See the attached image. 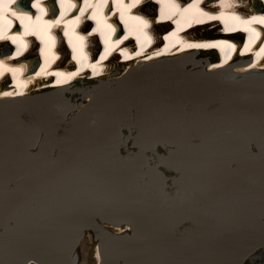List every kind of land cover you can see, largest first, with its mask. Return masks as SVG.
Instances as JSON below:
<instances>
[{
    "label": "water",
    "instance_id": "obj_1",
    "mask_svg": "<svg viewBox=\"0 0 264 264\" xmlns=\"http://www.w3.org/2000/svg\"><path fill=\"white\" fill-rule=\"evenodd\" d=\"M144 64L66 133L0 122V264H78L88 234L98 264H245L264 243L260 103Z\"/></svg>",
    "mask_w": 264,
    "mask_h": 264
},
{
    "label": "bare ground",
    "instance_id": "obj_2",
    "mask_svg": "<svg viewBox=\"0 0 264 264\" xmlns=\"http://www.w3.org/2000/svg\"><path fill=\"white\" fill-rule=\"evenodd\" d=\"M118 1L122 2V0ZM160 2L163 7L166 8V14H171V7H173V4L177 2V0H160ZM258 2L259 0H241L240 2L230 3L226 6H228L229 8H235L237 6L252 7V9L255 10L257 9ZM94 3L95 2L93 0L89 3V5H94ZM238 3H240L241 5H238ZM223 5H220L219 9L223 12L225 18L230 20L231 16ZM129 6H131L129 1L124 2L123 10L121 11L123 16L122 18L124 19V21L136 24V27L139 26L140 28H142L143 34L147 36V43L142 46L139 45V48L135 54H132V51L128 52V54L125 53L123 55L124 57L122 58L126 61V67L124 71L119 76H115L112 78H117L118 80H120L121 78H126L125 82L129 83V85L137 84L141 81V78L138 77L140 71L135 68H141V66L145 65L144 63H148L160 57V59H162L164 63H167L169 65L168 70L176 73V79H180L181 76L187 72H192L193 76L195 71H198L200 72L199 76H202V79L205 80L204 82L213 83L218 82L213 81V74H215L216 72H223V79H220V83L222 85L221 87L223 88L221 94L223 96L232 89H235V94L240 95L245 101L250 103L249 107L252 104L251 108L254 109L257 103H260V105L262 106L260 107L264 110V59L258 63L251 62L246 56L245 59L241 58L243 56L241 53L238 54L232 52L226 53L223 56V60L221 61V58H219L218 60L215 59L217 55L215 51L217 50H214L215 61H212L209 58H200L199 51H203L204 53L210 50L208 48H206V50H197L196 48L184 50L183 48H180L179 50L172 49L171 52H169L168 46L170 45L183 46L184 44L183 47L188 45L187 41L182 39L183 35L176 33L164 35L163 39L160 38V43L158 44L162 47H159L156 50H151L154 48V45L151 46V48H148L147 46L151 41H154L152 35H158L161 32L157 30L158 28H160V26H162L161 30H163L167 28L168 25L154 24L156 26H152L151 18L153 17V11H150L151 9L148 10V7H145L142 8V10H139L138 13L133 14L132 12H129ZM244 11L249 10L245 9ZM213 12L215 11L213 10ZM244 15L245 13L242 12L237 17V20L241 19ZM174 18L176 21H179L182 28L186 26V23L182 22L181 17L179 18L178 16H175ZM256 20L261 22L258 25V28L262 30L264 34V15L260 14L256 17ZM114 21H116V18H114ZM140 21L141 23H138ZM249 21L252 22V19H249ZM210 24L211 26L209 29H206L205 31L203 30L204 33L196 31L189 34L191 37L199 39L196 41L197 45L205 46L206 43H210V45L218 43L215 41L207 40L218 36L216 31L214 30V27H216V22H211ZM237 36L239 37V35ZM171 37L173 38V40H171ZM121 41L122 40H120L118 44H120ZM248 41H254V39L251 36H248ZM80 44L82 46L90 47V37H85V39L80 40ZM126 44L127 41L123 43V46L121 45V51L124 49V46ZM154 44H156L155 41ZM191 44L192 43H190V45ZM4 45L5 47H7L8 44L5 42ZM95 45L96 44H92V47H94ZM113 46L115 45H111L109 49H111ZM64 49V46L61 45L60 51L64 52ZM77 51H79L76 54L78 61L80 63L81 61L86 62L87 50L83 52V48H81L77 49ZM133 51H135V48ZM247 51L248 49L244 48V52ZM262 51H264V48H262ZM12 53L13 50L9 54ZM56 53L57 52H55V54ZM117 57H119L118 54L110 59V61L116 59ZM34 58L35 51L30 50L27 54V63L30 64L31 61L34 60ZM46 58L47 56H45V59ZM51 60L52 58H50L49 62H43L41 68L36 73V76L40 75L48 77L51 72L50 70L53 69L52 67L47 66L48 63L50 64ZM256 60L257 59H255L254 61ZM171 61H173L172 65ZM105 63L106 62H103L100 65L98 63L92 64V71L80 74L78 80L70 82L66 85L62 83L72 77V74H74L72 71L76 69L77 66H75V68L71 71L70 75L58 74L56 82L59 83L56 85V87H52L53 85H51L49 81H46L42 79L44 77H41L34 80V83L28 89H25L24 87V85H27L28 80L27 78L25 79L24 77H22V71L24 70V67L15 64L12 65L11 67L13 69V77L10 80V82L12 83H10L9 85L5 84V82L0 83V122H10L13 126H17V124L20 123H24L27 125L31 124L30 127L32 128L63 134L66 133L69 128H72L71 126L75 122V120L73 119L76 118L77 121L79 120L77 117H79L80 114L83 115L86 112L94 111L104 113H106V111H112L110 109L114 107L112 106L113 104H111L115 103L114 99H112L114 95L108 89H112V87H115L116 85L119 86L121 85V83L115 81L116 83L114 84V79L112 80L108 79V77H104L105 75H107L108 71L106 65L107 63ZM104 64L105 66H103ZM190 64H193L194 66H202L206 64L207 66L205 68L204 66L197 67V69L199 70H196L195 67H188V65ZM81 67H83V64H81ZM103 67L104 70L100 71L103 69ZM202 68L209 72H204ZM198 72H196V74ZM61 73H64V71H61ZM91 73H93L92 76L89 75ZM51 74L55 75L56 72L53 71L51 72ZM77 82H80L81 84L78 85ZM22 88L24 89V91ZM70 88H72V90L73 88H75V91L71 92ZM74 92L76 93L74 94ZM80 96H82L81 100L77 102L76 98ZM74 98L75 100L72 101V99ZM92 98L94 99V102ZM159 162H163V160L159 159ZM125 228L129 227L126 226ZM117 229L119 232L124 230L120 227H117ZM261 229L262 228L258 229V231ZM262 231L261 232L263 235L259 233L260 236H264V230ZM95 249L99 262L100 254L97 245H95L94 251ZM98 262H96L95 264H98ZM245 264H264V243L256 248V250L246 258Z\"/></svg>",
    "mask_w": 264,
    "mask_h": 264
},
{
    "label": "rangeland",
    "instance_id": "obj_3",
    "mask_svg": "<svg viewBox=\"0 0 264 264\" xmlns=\"http://www.w3.org/2000/svg\"><path fill=\"white\" fill-rule=\"evenodd\" d=\"M149 6L150 5H147L145 7H148V10L151 9L150 11H153V8L151 6L150 7ZM161 29H162V26H160V28H158L157 30L160 31ZM203 30L205 31L204 28H199V29L194 30V32L200 31L201 33H204ZM157 38H159L158 35H157ZM204 54L205 55L203 56V58H209L212 61L215 58L214 50H209L207 52H204ZM106 65H107L108 71H107V75H105L104 77L105 78L108 77V79H109V78H112L115 76H119L124 71V69L126 67V61L123 59L116 58V59H113L112 61L108 62ZM189 66L197 68V67H202V66L206 67L207 65L205 64L202 66H196V65L194 66L193 64H190V65H188V67ZM77 84L79 85L81 83L77 82ZM70 89H71V92L75 91V88H73V90H72V88H70ZM75 93L76 92H74V94ZM81 97L82 96L76 98L77 99L76 101L77 102L80 101ZM74 100H75V98L72 99V101H74ZM94 243H95L94 240L92 239V237L89 234L83 237L81 244L79 246V249H78V253H79L78 264H95V262H98L96 249L94 251Z\"/></svg>",
    "mask_w": 264,
    "mask_h": 264
},
{
    "label": "snow or ice",
    "instance_id": "obj_4",
    "mask_svg": "<svg viewBox=\"0 0 264 264\" xmlns=\"http://www.w3.org/2000/svg\"><path fill=\"white\" fill-rule=\"evenodd\" d=\"M11 2H12V3H15L16 0H11ZM87 2H88V0H85V3H87ZM103 2H104L105 4H107V0H103ZM28 6H29V7H35L34 4H31V0H29Z\"/></svg>",
    "mask_w": 264,
    "mask_h": 264
},
{
    "label": "flooded vegetation",
    "instance_id": "obj_5",
    "mask_svg": "<svg viewBox=\"0 0 264 264\" xmlns=\"http://www.w3.org/2000/svg\"><path fill=\"white\" fill-rule=\"evenodd\" d=\"M135 150H137V146H136ZM148 154L151 155V153H149V152H148ZM161 168H163V167H161ZM173 174H176V172H173ZM125 227H126V226H125ZM125 227H124V228H125ZM113 228H115V227H113Z\"/></svg>",
    "mask_w": 264,
    "mask_h": 264
},
{
    "label": "clouds",
    "instance_id": "obj_6",
    "mask_svg": "<svg viewBox=\"0 0 264 264\" xmlns=\"http://www.w3.org/2000/svg\"><path fill=\"white\" fill-rule=\"evenodd\" d=\"M64 56H65V55H64ZM215 59L218 60L219 57L216 55V58H215ZM215 59H214V60H215ZM214 60H213V61H214ZM108 62H109V61H108ZM108 62H107V63H108ZM76 80H77V79H76ZM74 81H75V80H74ZM52 87H54V86H52Z\"/></svg>",
    "mask_w": 264,
    "mask_h": 264
}]
</instances>
